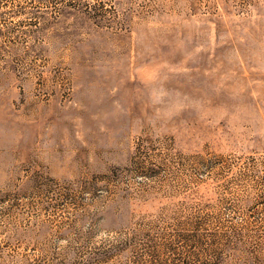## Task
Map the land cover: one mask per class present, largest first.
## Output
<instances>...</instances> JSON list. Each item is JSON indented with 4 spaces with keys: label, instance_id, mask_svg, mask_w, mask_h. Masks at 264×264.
<instances>
[{
    "label": "rangeland",
    "instance_id": "1",
    "mask_svg": "<svg viewBox=\"0 0 264 264\" xmlns=\"http://www.w3.org/2000/svg\"><path fill=\"white\" fill-rule=\"evenodd\" d=\"M0 264H264V0H0Z\"/></svg>",
    "mask_w": 264,
    "mask_h": 264
}]
</instances>
